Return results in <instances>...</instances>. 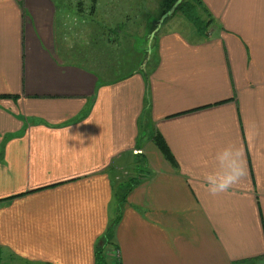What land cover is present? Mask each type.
<instances>
[{"label": "crops", "instance_id": "0c3cea01", "mask_svg": "<svg viewBox=\"0 0 264 264\" xmlns=\"http://www.w3.org/2000/svg\"><path fill=\"white\" fill-rule=\"evenodd\" d=\"M200 3L130 67L102 63L140 53L129 13L0 0V264H264V0ZM229 144L246 175L213 196Z\"/></svg>", "mask_w": 264, "mask_h": 264}, {"label": "rangeland", "instance_id": "374dc122", "mask_svg": "<svg viewBox=\"0 0 264 264\" xmlns=\"http://www.w3.org/2000/svg\"><path fill=\"white\" fill-rule=\"evenodd\" d=\"M65 1H66V6L68 8H72V9L74 8L75 11L80 12L79 17L85 20L84 21L85 27H82L81 30H83V28H86V33H89L88 28L90 27L89 23L91 21L99 22L103 26V25H106V23H108L109 25H112L114 21H111V20L121 21L122 15H125V12L129 13L130 17H134L131 22L127 23V25L130 29L132 28L133 36L135 34L139 35V39H137L136 42H137V46L139 47L138 50L140 51V53H137V55H134L132 56V58H130V57H127L126 53L122 52V51H126L124 48H122V51H121L117 47H114L113 50H111V48L108 47V49L107 48L105 49L106 56L108 57V61L102 62L104 63L103 65H107V66H110L111 61L116 60L115 57L113 56L114 53L117 57L118 62L120 61L122 62L124 60L123 66H124V63L129 62L128 63L129 66L132 67V64L133 65L136 64V61L138 59H140V61L143 62L144 58H146L144 57V55L148 54L147 50H150L149 43L152 41V34L157 32L159 29H161L160 32H164L165 30H167V27L171 24L172 21H176L175 23L172 24V26H176L177 25L176 23L178 22L182 23L181 19L183 23L187 25V27L191 28V25H192L183 16V14L181 13V10L178 9L177 7V4L172 6L173 15L171 14V12H166L170 7L168 6L170 2L167 0H108V2L110 1L111 3V5H109L108 7L103 6L102 0H65ZM112 2L115 3L114 4L115 6L112 4ZM185 2L186 3L190 2L193 5L197 2L200 3V0H193V1L185 0ZM126 9H129L130 12H128ZM132 10L135 12V14H133ZM197 15L199 16V18H203L201 20L202 22L207 21L205 13L201 5L200 7H197ZM174 16L177 17L178 20L177 19L175 20ZM70 22L72 23L73 21L70 20ZM204 26L210 28V23L208 25L205 23ZM127 29H125L124 31L126 32ZM76 36L79 37L80 35L76 33ZM131 53L133 55L134 51ZM122 173H123V170H122Z\"/></svg>", "mask_w": 264, "mask_h": 264}, {"label": "clouds", "instance_id": "9594fccd", "mask_svg": "<svg viewBox=\"0 0 264 264\" xmlns=\"http://www.w3.org/2000/svg\"><path fill=\"white\" fill-rule=\"evenodd\" d=\"M214 161L215 167L204 177L207 191L213 196L227 192L246 175L243 152L235 144L217 151Z\"/></svg>", "mask_w": 264, "mask_h": 264}, {"label": "trees", "instance_id": "16d2710c", "mask_svg": "<svg viewBox=\"0 0 264 264\" xmlns=\"http://www.w3.org/2000/svg\"><path fill=\"white\" fill-rule=\"evenodd\" d=\"M167 1L170 2V4L168 5L170 7L166 12H169L171 10V8H173L172 6L177 4L178 9L181 10V13L183 14V16L192 24L193 27L198 28V26H200L202 24L199 16L197 15V7H200V5H201L199 2L192 5V3H190V2L186 3L187 1L185 2V0H167ZM172 15H173V13H172ZM208 23L209 22H207L206 24H208ZM155 144L159 148L160 152L166 158H168V159L172 158L167 145L165 144V142L162 140L161 137H157V136L155 137Z\"/></svg>", "mask_w": 264, "mask_h": 264}, {"label": "water", "instance_id": "95a60500", "mask_svg": "<svg viewBox=\"0 0 264 264\" xmlns=\"http://www.w3.org/2000/svg\"><path fill=\"white\" fill-rule=\"evenodd\" d=\"M169 12H171V14H172L173 13V8H171V10Z\"/></svg>", "mask_w": 264, "mask_h": 264}]
</instances>
